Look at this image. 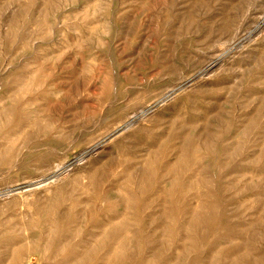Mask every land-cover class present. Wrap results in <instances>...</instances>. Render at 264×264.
I'll return each mask as SVG.
<instances>
[{
	"label": "rangeland",
	"instance_id": "obj_1",
	"mask_svg": "<svg viewBox=\"0 0 264 264\" xmlns=\"http://www.w3.org/2000/svg\"><path fill=\"white\" fill-rule=\"evenodd\" d=\"M0 264H264V0H0Z\"/></svg>",
	"mask_w": 264,
	"mask_h": 264
},
{
	"label": "bare ground",
	"instance_id": "obj_2",
	"mask_svg": "<svg viewBox=\"0 0 264 264\" xmlns=\"http://www.w3.org/2000/svg\"><path fill=\"white\" fill-rule=\"evenodd\" d=\"M216 63V62H215ZM214 64V62L213 63H211V64H209L208 66H206L205 67V69H204V72H206L210 67H212V65ZM215 65V64H214ZM210 71V70H209ZM59 168V167H58ZM56 174V173H55ZM53 177H55V176H53V174H52V176H49L48 178H45V180L46 179H52ZM46 182V181H45Z\"/></svg>",
	"mask_w": 264,
	"mask_h": 264
}]
</instances>
